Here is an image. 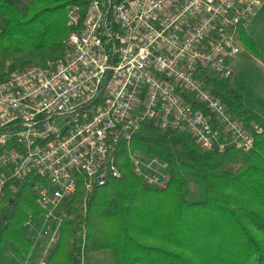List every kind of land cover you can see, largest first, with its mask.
<instances>
[{
  "label": "built area",
  "instance_id": "obj_1",
  "mask_svg": "<svg viewBox=\"0 0 264 264\" xmlns=\"http://www.w3.org/2000/svg\"><path fill=\"white\" fill-rule=\"evenodd\" d=\"M263 3L90 0L66 7L63 56L0 80V195L7 183L13 193L15 184L38 179L41 214L22 225L34 245L56 242L60 209L80 180L89 193L120 178L116 151L142 125L186 136L205 151L253 149L261 126L236 118L206 77L232 76L237 27ZM128 156L142 185L167 186L153 161Z\"/></svg>",
  "mask_w": 264,
  "mask_h": 264
},
{
  "label": "trees",
  "instance_id": "obj_2",
  "mask_svg": "<svg viewBox=\"0 0 264 264\" xmlns=\"http://www.w3.org/2000/svg\"><path fill=\"white\" fill-rule=\"evenodd\" d=\"M89 2L0 0V80L61 58L68 34L66 7ZM236 37L246 51L257 54L243 26ZM206 84L236 118L261 126L253 149L247 154L205 151L186 136L142 125L116 151L120 178L89 193L78 182L42 264H101L97 256L106 252L111 264H264V119L244 106L228 79L208 76ZM129 153L153 161L167 186L142 185L130 169ZM37 181L29 177L15 184L13 193L11 183L2 190L0 264H40L36 252L42 247L22 227L41 214L33 191ZM81 238L80 251L76 243Z\"/></svg>",
  "mask_w": 264,
  "mask_h": 264
},
{
  "label": "crops",
  "instance_id": "obj_3",
  "mask_svg": "<svg viewBox=\"0 0 264 264\" xmlns=\"http://www.w3.org/2000/svg\"><path fill=\"white\" fill-rule=\"evenodd\" d=\"M256 43L257 54L240 51L232 65L228 85L242 97L244 106L264 119V3L256 9L243 27Z\"/></svg>",
  "mask_w": 264,
  "mask_h": 264
},
{
  "label": "rangeland",
  "instance_id": "obj_4",
  "mask_svg": "<svg viewBox=\"0 0 264 264\" xmlns=\"http://www.w3.org/2000/svg\"><path fill=\"white\" fill-rule=\"evenodd\" d=\"M254 42V41H253ZM254 44L256 45V43L254 42ZM178 136V135H177ZM238 154H241V153H238ZM148 159V157H147ZM156 161V160H155ZM65 208L66 206H62L61 209H60V212L63 211V214L65 213ZM84 212V211H83ZM65 215V214H64ZM65 216L62 218L61 222H60V225L63 223L64 221ZM60 225H59V228H60ZM59 230V229H58ZM58 233V232H57ZM58 236V235H57ZM76 244H78V248L79 250L81 251V247H82V244H83V238L80 239L79 242H77ZM53 245V244H52ZM50 246H46V247H42L41 249H38L37 252H36V257L37 259H39V263L41 264L42 262H44V259L45 257L48 255L49 253V250H50ZM110 252H106L105 254L103 255H99L97 256L99 258V262H101V264H111V261H110ZM36 259V260H37Z\"/></svg>",
  "mask_w": 264,
  "mask_h": 264
}]
</instances>
